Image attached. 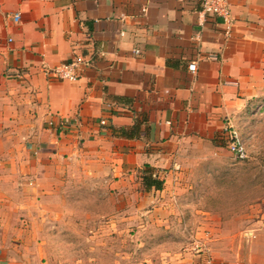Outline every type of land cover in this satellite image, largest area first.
<instances>
[{
  "label": "crops",
  "instance_id": "1",
  "mask_svg": "<svg viewBox=\"0 0 264 264\" xmlns=\"http://www.w3.org/2000/svg\"><path fill=\"white\" fill-rule=\"evenodd\" d=\"M227 2L228 33L200 0H0V211L88 178L106 180L125 219L177 230L188 185L176 177L264 98V0ZM77 56V80L46 72ZM221 257L161 264H264Z\"/></svg>",
  "mask_w": 264,
  "mask_h": 264
},
{
  "label": "rangeland",
  "instance_id": "2",
  "mask_svg": "<svg viewBox=\"0 0 264 264\" xmlns=\"http://www.w3.org/2000/svg\"><path fill=\"white\" fill-rule=\"evenodd\" d=\"M236 121L244 158L223 143L176 177L188 185L177 230L125 219L106 180L73 178L53 202L23 195L4 204L0 264H161L178 253L221 262L223 254L244 260L253 253L264 261V98Z\"/></svg>",
  "mask_w": 264,
  "mask_h": 264
},
{
  "label": "built area",
  "instance_id": "3",
  "mask_svg": "<svg viewBox=\"0 0 264 264\" xmlns=\"http://www.w3.org/2000/svg\"><path fill=\"white\" fill-rule=\"evenodd\" d=\"M201 11L213 16L221 18L222 23L225 25V32L228 33L232 26L231 12L227 0H200ZM18 13L15 17H18ZM135 52H138L136 49ZM85 60L82 56H77L74 59L58 64L46 70L47 73L54 75L58 79H67L75 81L78 79V71L80 65L84 64ZM195 62L188 63V70L195 72ZM52 124V121L48 122ZM225 131V144L227 149L238 159L245 157V147L236 130L231 125L224 128Z\"/></svg>",
  "mask_w": 264,
  "mask_h": 264
},
{
  "label": "trees",
  "instance_id": "4",
  "mask_svg": "<svg viewBox=\"0 0 264 264\" xmlns=\"http://www.w3.org/2000/svg\"><path fill=\"white\" fill-rule=\"evenodd\" d=\"M225 141V138H224ZM143 184L146 187H154L155 189H161L163 185V179L160 178L153 170H147L144 172L143 176Z\"/></svg>",
  "mask_w": 264,
  "mask_h": 264
}]
</instances>
